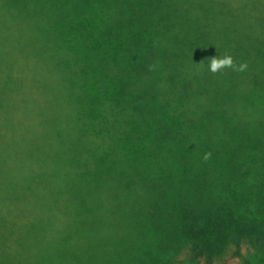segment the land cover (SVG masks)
Returning a JSON list of instances; mask_svg holds the SVG:
<instances>
[{
	"label": "trees",
	"instance_id": "obj_1",
	"mask_svg": "<svg viewBox=\"0 0 264 264\" xmlns=\"http://www.w3.org/2000/svg\"><path fill=\"white\" fill-rule=\"evenodd\" d=\"M20 2L0 264H264V0Z\"/></svg>",
	"mask_w": 264,
	"mask_h": 264
},
{
	"label": "clouds",
	"instance_id": "obj_2",
	"mask_svg": "<svg viewBox=\"0 0 264 264\" xmlns=\"http://www.w3.org/2000/svg\"><path fill=\"white\" fill-rule=\"evenodd\" d=\"M221 68H231L232 71H243L244 66L241 65L239 68L235 67L232 63L230 56H222L217 58L216 56L212 57L209 62V69L212 72H217Z\"/></svg>",
	"mask_w": 264,
	"mask_h": 264
},
{
	"label": "rangeland",
	"instance_id": "obj_3",
	"mask_svg": "<svg viewBox=\"0 0 264 264\" xmlns=\"http://www.w3.org/2000/svg\"><path fill=\"white\" fill-rule=\"evenodd\" d=\"M2 1H4V0H0V2L2 3ZM14 1H16V2H18V4L21 6V7H25L24 6V4L22 3V2H20L21 0H14ZM67 3H69V2H67ZM72 7L74 8V9H76L77 11H79L80 9H82V8H80V7H78L77 5H83V2H82V0H72ZM2 10H0V19H2ZM50 26V25H49Z\"/></svg>",
	"mask_w": 264,
	"mask_h": 264
}]
</instances>
